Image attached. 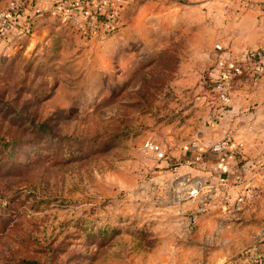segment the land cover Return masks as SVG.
<instances>
[{"label": "rangeland", "instance_id": "rangeland-1", "mask_svg": "<svg viewBox=\"0 0 264 264\" xmlns=\"http://www.w3.org/2000/svg\"><path fill=\"white\" fill-rule=\"evenodd\" d=\"M46 2L0 0V264H264V0Z\"/></svg>", "mask_w": 264, "mask_h": 264}, {"label": "built area", "instance_id": "built-area-1", "mask_svg": "<svg viewBox=\"0 0 264 264\" xmlns=\"http://www.w3.org/2000/svg\"><path fill=\"white\" fill-rule=\"evenodd\" d=\"M25 1V0H24ZM29 1V0H26ZM33 1V0H30ZM57 2V0H55ZM18 6L12 5L10 6V12L7 14V12L3 11L0 13V18L3 21L4 24H10L11 18L9 17V14H15L16 9ZM17 16H19V13H16ZM32 24V22H31ZM23 27V26H22ZM21 27V28H22ZM32 28V25L24 26L22 28L23 32H30ZM216 50L221 52V58L219 63V68L216 70V72L211 73V81H212V89L216 93V98L220 104H222V108H226L225 106L229 105L230 103V97L234 86V80L237 76L242 74V68L240 64L242 63V60L240 59H231L226 58L225 54V47H223L222 44H216L215 46ZM259 53L258 51H252L250 52L246 58L251 59V57H255V55ZM264 53V48H263ZM245 58V59H246ZM225 105V106H224ZM227 147V140L223 139L218 142H216L213 145V149L217 152H222ZM159 156L162 157L163 153L160 152Z\"/></svg>", "mask_w": 264, "mask_h": 264}, {"label": "crops", "instance_id": "crops-1", "mask_svg": "<svg viewBox=\"0 0 264 264\" xmlns=\"http://www.w3.org/2000/svg\"><path fill=\"white\" fill-rule=\"evenodd\" d=\"M46 1L49 2L50 0ZM256 1L258 0H234L233 4L237 7L242 5L244 9L245 4ZM247 15L248 14L241 13L237 18H232L234 17L232 14L231 19L227 21L231 29V36L226 37V40L231 46L234 44L239 45V49H243V51L264 44V19L258 18L257 16L254 17L252 14V16Z\"/></svg>", "mask_w": 264, "mask_h": 264}]
</instances>
